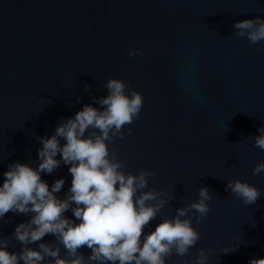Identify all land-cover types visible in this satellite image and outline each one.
I'll use <instances>...</instances> for the list:
<instances>
[{"label":"water","instance_id":"1","mask_svg":"<svg viewBox=\"0 0 264 264\" xmlns=\"http://www.w3.org/2000/svg\"><path fill=\"white\" fill-rule=\"evenodd\" d=\"M258 16L264 17V0H0V185L10 163L38 167L42 145L33 133L51 137L61 118L85 104L100 108L92 97L107 95L103 82L123 78L144 103L140 118L109 147L126 173L150 169L156 176L148 188L176 196L144 234L198 200L200 187L214 194L208 215L199 224L193 219L199 242L167 264H196L201 247L211 250L207 264L264 258V172L252 175L264 160L253 146L264 126V40L251 44L233 27ZM132 49L143 54L129 56ZM70 166L41 173L50 189L65 180L56 194L62 199L72 183ZM237 178L261 189L254 204L226 190L227 180ZM64 215L79 223L71 209ZM30 218L11 211L0 218V237L12 238L9 252L22 251L12 234ZM41 242L57 246L47 234L29 247ZM78 251L91 254L87 246ZM60 255L67 256L62 245Z\"/></svg>","mask_w":264,"mask_h":264},{"label":"clouds","instance_id":"2","mask_svg":"<svg viewBox=\"0 0 264 264\" xmlns=\"http://www.w3.org/2000/svg\"><path fill=\"white\" fill-rule=\"evenodd\" d=\"M238 38L247 37L251 44L264 40V17L237 21L233 25ZM142 55L132 49L129 56ZM108 90L104 97H92L93 104H85L74 116L61 118L51 137L35 136L42 145L38 149V167L16 161L8 165L0 185V218L8 212L31 214L18 224L12 234L23 246L20 252H9L11 237H0V264H167L173 254L186 256L200 240L199 224L210 212L214 194L207 187L199 188V199L176 208L174 217L165 216L154 231L145 233L166 204L176 198L166 189H149V178L156 173L150 169L125 172V162L110 149L109 143L123 138L126 125L140 118L143 94L132 89L123 78L112 77L102 85ZM86 85V90L89 88ZM79 99V97H77ZM51 103V102H50ZM132 129H128L131 134ZM254 136V147L264 151V126ZM65 143L61 145L60 140ZM61 155L57 159V154ZM64 165L72 176L71 187L65 198L56 194L65 180L57 179L51 189L41 173L51 174ZM264 172V160L252 170L256 176ZM118 184V187H117ZM148 189V190H145ZM226 190L243 201L254 204L262 191L256 185L241 179L227 180ZM71 209L74 220L64 214ZM195 212L192 216L189 213ZM52 234L57 246L41 242L39 248L29 245ZM60 245L67 256L60 255ZM87 246L91 254L78 250ZM239 245L225 252L235 251ZM210 249H198L196 264H207ZM249 264H264V258L252 257Z\"/></svg>","mask_w":264,"mask_h":264}]
</instances>
